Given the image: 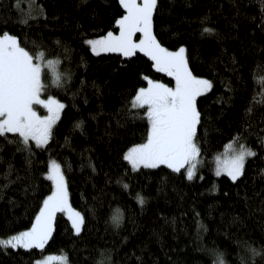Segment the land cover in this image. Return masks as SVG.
<instances>
[{"label": "trees", "instance_id": "trees-1", "mask_svg": "<svg viewBox=\"0 0 264 264\" xmlns=\"http://www.w3.org/2000/svg\"><path fill=\"white\" fill-rule=\"evenodd\" d=\"M40 11L45 15L37 16ZM120 13L118 0H0V29L17 34L30 50H35V40L46 59L62 57L60 70L71 73L58 87L45 67L42 95H56L65 107L48 145L37 148L31 142L30 165L26 152L0 137V173L9 162L14 166L11 183L0 175V236L30 227L50 190L51 181L43 173L53 159L65 171L70 202L85 217L76 233L68 216L58 212L44 250L0 248V264H33L41 251L66 254L72 264H213L214 249L223 253L226 264H241L238 240L264 245V153L248 158L244 176L236 182L216 175L215 157L238 131L253 147L259 143L256 133L264 136V107L256 108L250 130L243 127L249 98L254 89L260 90L251 69L264 60L258 0H159L155 30L161 42L169 47L185 44L194 72L214 82L197 99L202 151L199 171L191 180L165 165L134 170L123 159L127 147L140 142L146 125L126 112L135 89L146 85L143 75L174 81L153 69L143 53L95 54L83 42L108 28L117 30L114 17ZM205 14L218 34L202 33L199 17ZM26 16L33 18L23 25L20 18ZM231 57L239 65L235 71ZM256 74L264 76V66ZM228 83L232 91L225 87ZM77 121L83 130L75 127ZM213 185L216 191H210ZM137 193L147 197L144 205ZM117 210L123 216L119 228L111 222ZM201 222L206 229L197 227ZM249 264H264V256Z\"/></svg>", "mask_w": 264, "mask_h": 264}, {"label": "snow or ice", "instance_id": "snow-or-ice-1", "mask_svg": "<svg viewBox=\"0 0 264 264\" xmlns=\"http://www.w3.org/2000/svg\"><path fill=\"white\" fill-rule=\"evenodd\" d=\"M118 3L121 13L114 17L118 30L108 28L105 34L96 35L83 42L90 46L91 52L95 54L118 53L122 57H135L137 53H143L150 58L153 69L166 73L174 81L165 83L161 79L142 74L146 86L135 89L134 95L126 102V112L133 120L139 118L146 121V125L140 142L127 147L122 154L123 159L134 170L142 167L155 169L165 165L191 180L196 175L202 151L198 140V126L201 124L202 114L197 99L209 92L214 82L206 75L194 72L185 44L169 47L161 42L155 30L159 0H118ZM38 7L42 9V5ZM258 7L260 28L264 31V0H258ZM36 15L45 13L40 11ZM32 18H20V23L27 25ZM199 19L202 33L218 34L216 28L208 25L210 17L207 14ZM251 19L256 20L257 17L252 16ZM24 40L27 41V36ZM31 43L35 50H30L17 34L0 29V137L10 144L18 145L19 150L26 152V163L29 165L33 156L31 142L34 141L37 148L48 145L53 137L54 126L65 107V102L56 95H42L45 90V67L51 74V82L58 87L71 79L70 72L60 70L62 57L53 55L46 59L45 50L41 45L35 40ZM56 43L59 45L60 41ZM261 47L264 48V45ZM68 51L65 47L64 52ZM230 59L235 71L239 66L238 62L235 57ZM261 66H264V60H257L251 69L253 82L259 85L260 90H253L244 110L243 127L249 130L251 124L256 123L252 119L256 108L264 107V76L258 78L256 74V70ZM225 87L233 90L230 83L225 84ZM37 105L43 107L45 114L41 115ZM260 120L264 121V114H261ZM75 127L83 130L82 121L75 122ZM8 134L15 136L9 137ZM256 135L259 137L256 147L248 144L243 133L239 131L229 140L223 154H217L215 157L217 176L225 173L234 182L244 176L248 158L256 157L258 152L264 153V136L259 132ZM92 167L94 170V165ZM182 169L185 171L182 172ZM13 170L14 166L9 162L7 171L0 175L11 183L10 174ZM260 172L264 173V168H261ZM43 175L51 181V187L47 195L43 196L30 227L0 236V248L7 250L11 246L13 249L22 247L44 250L53 236L58 212L68 216L76 233L81 232L85 217L70 202L68 180L62 165L55 159L51 160ZM118 182L125 188L128 187V184L119 178ZM7 186L8 184L3 185ZM216 190L215 185L210 188V191ZM135 198L141 205L147 200V197L140 193H137ZM111 222L117 228L122 225L123 216L119 210L112 214ZM197 227L206 229L202 222ZM237 244L243 249L239 253L241 264H249V261L258 255L264 256V245L257 247L250 240H238ZM212 251L216 257L213 264H226L222 252L215 249ZM53 261L69 264L66 254L44 255L43 251L34 259L33 264H52Z\"/></svg>", "mask_w": 264, "mask_h": 264}, {"label": "rangeland", "instance_id": "rangeland-1", "mask_svg": "<svg viewBox=\"0 0 264 264\" xmlns=\"http://www.w3.org/2000/svg\"><path fill=\"white\" fill-rule=\"evenodd\" d=\"M118 30V29H117ZM114 31H116V30H114ZM144 86H146V85H144ZM37 107V110L38 111H40V113H41V115H43V114H45V110L43 109V107L42 106H39V105H37L36 106ZM229 142V141H228ZM228 142L226 143V145L228 144ZM225 145V146H226ZM225 151V147H224V149H223V152ZM223 154V153H222ZM200 163H201V154H200V156H199V163L197 164V167H196V174L198 173V171H199V166H200ZM185 170V169H184ZM222 174H225V173H222ZM227 175V174H226ZM57 255H60V254H57ZM52 264H63V262H61V261H53L52 262ZM69 264H72V263H70L69 262Z\"/></svg>", "mask_w": 264, "mask_h": 264}]
</instances>
